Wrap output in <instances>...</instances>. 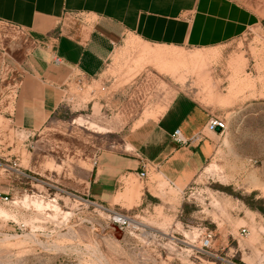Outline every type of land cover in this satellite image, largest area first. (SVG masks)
<instances>
[{"label": "rangeland", "instance_id": "374dc122", "mask_svg": "<svg viewBox=\"0 0 264 264\" xmlns=\"http://www.w3.org/2000/svg\"><path fill=\"white\" fill-rule=\"evenodd\" d=\"M33 54L0 23V264H264V25L215 49L125 36L99 76L73 75L55 115L24 131L7 114ZM184 96L227 123L192 184L143 170L115 205L88 202L100 155Z\"/></svg>", "mask_w": 264, "mask_h": 264}, {"label": "crops", "instance_id": "0c3cea01", "mask_svg": "<svg viewBox=\"0 0 264 264\" xmlns=\"http://www.w3.org/2000/svg\"><path fill=\"white\" fill-rule=\"evenodd\" d=\"M0 23L22 30L34 48L7 120L38 131L59 110L73 75L99 76L125 36L162 48H220L264 25V0H0ZM210 116L187 97L176 98L160 118L100 155L82 195L113 206L143 170L186 189L213 152ZM177 130L185 143L174 140Z\"/></svg>", "mask_w": 264, "mask_h": 264}, {"label": "built area", "instance_id": "2783aa9c", "mask_svg": "<svg viewBox=\"0 0 264 264\" xmlns=\"http://www.w3.org/2000/svg\"><path fill=\"white\" fill-rule=\"evenodd\" d=\"M206 129L208 132H210L212 134L222 136L227 131V123L225 120L220 119L216 116H210V118L206 124ZM217 130H220V131L218 132ZM173 138L176 142L185 143L184 139L181 136L180 130H177L174 133ZM144 168H145V166H144ZM146 172L147 171H145V173H143L142 175L146 176L147 175ZM125 223H126V221L122 222V224H125ZM212 240H213L212 233L206 234L203 238L202 249H204V248L209 249L211 247Z\"/></svg>", "mask_w": 264, "mask_h": 264}, {"label": "bare ground", "instance_id": "6f19581e", "mask_svg": "<svg viewBox=\"0 0 264 264\" xmlns=\"http://www.w3.org/2000/svg\"><path fill=\"white\" fill-rule=\"evenodd\" d=\"M102 130V129H101ZM157 178V177H156ZM36 204V203H35ZM37 206V205H36ZM39 206H37V208H38ZM116 219H120V217L119 216H116Z\"/></svg>", "mask_w": 264, "mask_h": 264}, {"label": "water", "instance_id": "95a60500", "mask_svg": "<svg viewBox=\"0 0 264 264\" xmlns=\"http://www.w3.org/2000/svg\"><path fill=\"white\" fill-rule=\"evenodd\" d=\"M218 132L220 131V130H217Z\"/></svg>", "mask_w": 264, "mask_h": 264}]
</instances>
